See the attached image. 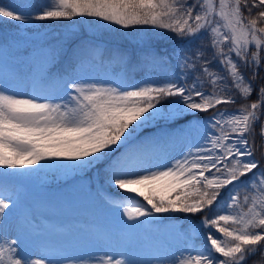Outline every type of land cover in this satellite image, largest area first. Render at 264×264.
I'll use <instances>...</instances> for the list:
<instances>
[{
	"label": "snow or ice",
	"instance_id": "1",
	"mask_svg": "<svg viewBox=\"0 0 264 264\" xmlns=\"http://www.w3.org/2000/svg\"><path fill=\"white\" fill-rule=\"evenodd\" d=\"M8 22L0 264H264V0H0Z\"/></svg>",
	"mask_w": 264,
	"mask_h": 264
},
{
	"label": "rangeland",
	"instance_id": "2",
	"mask_svg": "<svg viewBox=\"0 0 264 264\" xmlns=\"http://www.w3.org/2000/svg\"><path fill=\"white\" fill-rule=\"evenodd\" d=\"M7 2L9 3L10 0H8ZM12 29H13V24H11V23L7 24L5 30L8 33H11V32H14V30H12ZM1 34H2V32L0 30V35ZM85 180H87V179H85ZM101 183H103V179H101ZM110 191H114L116 194H119V195H127V193H124L120 190H110ZM76 195H77V197H79L81 199V203L76 208L71 210L70 215L74 218H84V217L85 218L87 217L89 219L95 218V215L97 213V208L99 207V205H93L91 202H89V198H88L86 192H77ZM136 199L138 201H140L142 204L146 203L143 201L142 197L137 196ZM217 235H219V234L217 233Z\"/></svg>",
	"mask_w": 264,
	"mask_h": 264
},
{
	"label": "trees",
	"instance_id": "3",
	"mask_svg": "<svg viewBox=\"0 0 264 264\" xmlns=\"http://www.w3.org/2000/svg\"><path fill=\"white\" fill-rule=\"evenodd\" d=\"M45 23H48V22H45ZM54 23H69V22H54ZM7 24L8 23H6V24H2V23H0V29H1V31L2 32H4L5 31V28H6V26H7ZM86 27V26H85ZM49 30H51V31H54L55 33H59V32H63V31H65V29H63V28H59V27H57V28H54V29H47V31H49ZM12 31V30H11ZM8 33V32H7Z\"/></svg>",
	"mask_w": 264,
	"mask_h": 264
}]
</instances>
